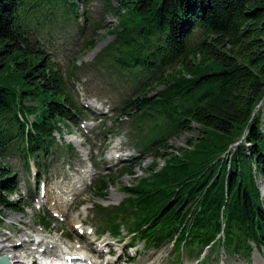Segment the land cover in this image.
Here are the masks:
<instances>
[{"label":"trees","instance_id":"1","mask_svg":"<svg viewBox=\"0 0 264 264\" xmlns=\"http://www.w3.org/2000/svg\"><path fill=\"white\" fill-rule=\"evenodd\" d=\"M75 1L0 0V224L2 210H17L10 200L17 179L5 160L17 155L28 172L31 159L39 175L48 155L62 149L54 136L60 126L78 127L84 117L68 79L39 47L42 33L75 18ZM115 1L103 3L117 22L93 63L127 85L129 95L112 111L116 123L128 118L133 150L163 166L121 187L128 197L116 206H94L96 234L196 259L219 248L248 259L250 242L264 257V205L253 177H264L256 111L264 100V0ZM93 46L89 40L82 49ZM191 130L187 148L172 152L168 143ZM115 182L98 175L92 195L103 198ZM38 222L49 229L43 217Z\"/></svg>","mask_w":264,"mask_h":264},{"label":"rangeland","instance_id":"2","mask_svg":"<svg viewBox=\"0 0 264 264\" xmlns=\"http://www.w3.org/2000/svg\"><path fill=\"white\" fill-rule=\"evenodd\" d=\"M105 1L110 6H116L115 0L75 1V18L69 24L57 25V30L49 35L46 32L41 34L44 36L39 41V47L68 79L69 88L81 105L84 120L79 122L78 127L69 123L60 126L59 137L57 134L54 136L57 145L62 146V149L55 151L51 157L48 155L39 175L35 173L31 159L28 161V172H25L23 161L17 155H11L5 160L17 179L16 192L10 196V200L16 203L17 210L1 211L0 235L5 236V239L9 237L4 245L21 242L25 248H29V243L24 241L28 233L33 231L41 233V238L46 241L58 238L59 242L68 246H85V255L91 263L96 264H264L262 250L250 242L248 259L243 255L227 253L222 248L216 252L206 249L196 259L194 254L189 256L181 250L177 254L172 253L168 246L147 250L139 242L128 246V238L117 241L107 234L97 236L96 230L100 221L95 215L94 206H116L128 197L121 192V187H130L135 183L133 178H148L150 173L157 172L163 166L161 158L141 159L138 151L133 150L128 118H119V123H116V117L113 116L115 111H112L129 95L127 85L121 79L110 75L111 71L106 65L93 63L95 55L112 39V36L105 33L106 28H112L117 22L116 18L104 12ZM91 23L99 24L100 28L95 30L89 26ZM194 37L193 35L192 42ZM89 40L94 42V46L91 49H82ZM27 104L33 105L30 102L25 103ZM256 111L260 114L259 128L264 133V100L257 106ZM194 137L195 132L191 130L172 139L168 145L175 152L179 148H187L185 138ZM66 146L71 151L66 150ZM244 151L249 153L248 144ZM152 163L155 166L149 171ZM129 165H134L132 176L119 177L122 168ZM98 170L102 172L101 175L108 173L116 179L115 185L109 186L103 198L93 196L90 189L97 173H100ZM253 177L264 205V177L258 173H254ZM78 181L83 182L80 184ZM39 183H44L43 190L36 188ZM70 190L73 193L68 195L66 211L58 214L55 211L54 198L61 195L62 191ZM47 215L52 219H47ZM39 217H43L49 224L46 232L39 225ZM120 234H123L121 228ZM218 237L222 239L221 232ZM40 248L45 249V246L41 245ZM24 250L26 252L28 249ZM93 250L100 253H93ZM8 255L0 253V256Z\"/></svg>","mask_w":264,"mask_h":264},{"label":"bare ground","instance_id":"3","mask_svg":"<svg viewBox=\"0 0 264 264\" xmlns=\"http://www.w3.org/2000/svg\"><path fill=\"white\" fill-rule=\"evenodd\" d=\"M83 182V181H82ZM81 181L77 183H82ZM73 193V190L70 191H62L61 195H56L54 198V204L56 205L55 211H57L58 214H64L66 211V208L68 206V195ZM75 224V223H74ZM77 224V223H76ZM9 237L7 236L5 239V236L0 235V253L9 254L7 257V261L9 264H27L29 258L32 257L34 254L33 248H25V245L21 244V242L13 243L12 245H4V241H8ZM26 244H28V241H24ZM29 245V244H28ZM41 245L45 246V251L43 252V256H53L55 257L54 260H51L52 264H63L64 260L67 259H76L80 258L83 259L85 262L89 264H96L91 263L90 259L85 255V250L87 248L83 245L80 246H71L67 245L64 242H59L58 238H52L50 240H43L41 241ZM27 246V245H26ZM24 249H28L26 252ZM94 251V252H93ZM91 252L98 254L100 251L93 250ZM25 260V261H23ZM35 261V260H34ZM46 262H36L34 264H45Z\"/></svg>","mask_w":264,"mask_h":264},{"label":"water","instance_id":"4","mask_svg":"<svg viewBox=\"0 0 264 264\" xmlns=\"http://www.w3.org/2000/svg\"><path fill=\"white\" fill-rule=\"evenodd\" d=\"M0 264H9L5 256L0 257Z\"/></svg>","mask_w":264,"mask_h":264}]
</instances>
